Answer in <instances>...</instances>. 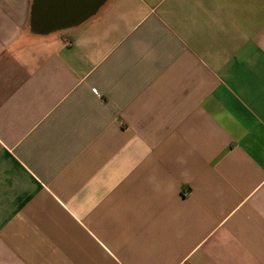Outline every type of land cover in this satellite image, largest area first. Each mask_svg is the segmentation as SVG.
Listing matches in <instances>:
<instances>
[{"label": "crops", "instance_id": "crops-1", "mask_svg": "<svg viewBox=\"0 0 264 264\" xmlns=\"http://www.w3.org/2000/svg\"><path fill=\"white\" fill-rule=\"evenodd\" d=\"M31 4L0 0V264H264V0L47 35Z\"/></svg>", "mask_w": 264, "mask_h": 264}, {"label": "water", "instance_id": "water-1", "mask_svg": "<svg viewBox=\"0 0 264 264\" xmlns=\"http://www.w3.org/2000/svg\"><path fill=\"white\" fill-rule=\"evenodd\" d=\"M54 1L32 0L29 27L33 33L47 35L78 26L94 16L107 0H68L69 5L62 8H55Z\"/></svg>", "mask_w": 264, "mask_h": 264}]
</instances>
